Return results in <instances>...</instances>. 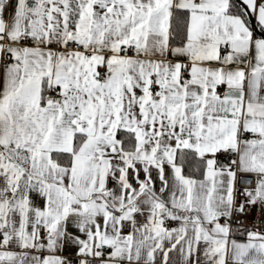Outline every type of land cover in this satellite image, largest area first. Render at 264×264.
Listing matches in <instances>:
<instances>
[{
	"label": "snow or ice",
	"instance_id": "snow-or-ice-1",
	"mask_svg": "<svg viewBox=\"0 0 264 264\" xmlns=\"http://www.w3.org/2000/svg\"><path fill=\"white\" fill-rule=\"evenodd\" d=\"M0 264H264V0H0Z\"/></svg>",
	"mask_w": 264,
	"mask_h": 264
},
{
	"label": "built area",
	"instance_id": "built-area-1",
	"mask_svg": "<svg viewBox=\"0 0 264 264\" xmlns=\"http://www.w3.org/2000/svg\"><path fill=\"white\" fill-rule=\"evenodd\" d=\"M170 226H174V225H170Z\"/></svg>",
	"mask_w": 264,
	"mask_h": 264
}]
</instances>
